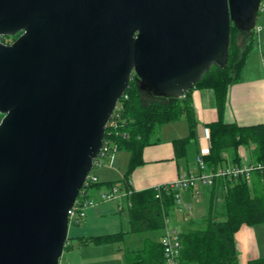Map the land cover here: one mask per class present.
I'll return each mask as SVG.
<instances>
[{"label":"water","instance_id":"95a60500","mask_svg":"<svg viewBox=\"0 0 264 264\" xmlns=\"http://www.w3.org/2000/svg\"><path fill=\"white\" fill-rule=\"evenodd\" d=\"M261 1L0 0V264H60L133 73L185 95L228 65L232 23L255 25Z\"/></svg>","mask_w":264,"mask_h":264},{"label":"trees","instance_id":"16d2710c","mask_svg":"<svg viewBox=\"0 0 264 264\" xmlns=\"http://www.w3.org/2000/svg\"><path fill=\"white\" fill-rule=\"evenodd\" d=\"M260 10L255 13V22ZM255 25L241 27L232 23L230 59L226 67L213 65L191 90L181 97L158 96L143 86L141 79L133 73L130 86L118 101L111 120L108 122L105 139L115 144L116 150L130 152L127 171L122 179L94 182L85 186L80 198L92 195L91 187L119 184L128 194V231L82 238V242H107L119 240L127 233L165 229L168 216L177 206V189L156 187L141 191L132 189L131 177L137 167L144 164V150L156 141V129L165 123L185 117L190 134L174 140L176 154L184 157L187 146L196 135L198 120L191 91L195 88H213L221 113L227 103L231 85L241 78L246 61L256 45ZM114 124L111 125V122ZM211 130V150L206 158L210 167L225 165L226 152L233 151V161L240 163L238 149H251L253 160H264V123L241 126L218 120L209 125ZM159 194V196H158ZM264 223V190L256 191L246 178L222 179L211 187V208L201 226L180 231L182 248L180 264H240L236 233L243 224L254 226ZM70 239V237H69ZM67 242H69L67 240ZM122 264H167L160 239L146 237L143 246L128 249ZM248 264H264V258L252 259Z\"/></svg>","mask_w":264,"mask_h":264},{"label":"crops","instance_id":"0c3cea01","mask_svg":"<svg viewBox=\"0 0 264 264\" xmlns=\"http://www.w3.org/2000/svg\"><path fill=\"white\" fill-rule=\"evenodd\" d=\"M262 12V15H258L255 23L256 26L254 31L259 28L255 35L257 38L256 45L246 61L241 78L235 81L229 89L227 103L224 110L221 113L219 112L216 91L213 88L193 89L191 94L198 120V126L195 137L191 139L187 146V154L184 157L177 156L174 146L175 139L187 137L190 134L187 119L183 117L178 121L160 125L155 132L154 140L156 142L147 146L144 150V164L136 168L130 179L133 190L141 191L157 187L158 185H164L174 181L184 171H195L197 156L203 151L208 150L210 152L211 150V130L209 127L211 123L220 119L226 123H237L241 126L264 123V10H262ZM121 156H123L122 162L128 165L130 160L129 153H125ZM121 156L119 157L117 154V156H114L112 161L105 164L110 167H106L103 169L104 171L96 174L98 176V181H115V179H121L124 177L125 169H119L116 171L118 174L116 175V178H111L109 175L112 174L113 171L107 169L114 167V161H118V158H121ZM224 156L227 159L226 164H236L232 159H230L228 152H226ZM238 157L240 159V163L243 162L244 159H247L248 161L253 160L251 158V149L246 146L239 147ZM105 175H108L109 178H104ZM249 184L254 186L256 191L264 190V176H254L250 180ZM126 197L128 199V195H126ZM183 197L184 199H189L194 197V195L192 192L186 190L183 191ZM117 200H120V198ZM119 206L122 209L121 211H123V205ZM115 207V203L105 202L104 204L92 208L89 210L87 217L84 219V229L82 230V233L78 234L77 237H71L68 235L69 242H67L66 245H68L69 249H72L73 252L74 250H78L75 254L72 252L66 254L68 263L110 264L111 255L104 253L93 255L84 253V247L80 246L79 249L78 247H74L72 238H78L79 245H88L90 242L83 243L82 238L120 232L121 230H108L111 229L109 228L110 222L108 225H102L101 227H98L97 230H93L96 223L108 215V212H111L112 214L115 213L113 211ZM121 226L123 230V220L121 221ZM236 239L240 254V264H248V262L252 259L264 257V250L260 246L255 226L252 227L248 224H243L236 233ZM104 248L107 249L109 247ZM113 252L114 251H112V253ZM119 256H122V261H125V253H120Z\"/></svg>","mask_w":264,"mask_h":264},{"label":"rangeland","instance_id":"374dc122","mask_svg":"<svg viewBox=\"0 0 264 264\" xmlns=\"http://www.w3.org/2000/svg\"><path fill=\"white\" fill-rule=\"evenodd\" d=\"M264 2V0H263ZM262 9H260V13L259 15H262ZM242 75V73H241ZM4 114L0 113V122L3 118ZM125 153H129L130 152L127 150H117L115 152V155L117 156V154L119 155V157L121 155H124ZM229 156L230 159L233 160V151L232 149L230 150ZM122 157L118 158V161H114V167L111 168H107L110 169V171H113L112 174H110L109 176L111 178H116L117 172L119 169L124 170V175L127 171L128 165L126 163L122 162ZM129 164V163H128ZM226 164V163H225ZM127 165V167H126ZM106 167H110L107 165H103V166H97L94 167L92 170V174H99L101 171H104L103 169H105ZM188 173V171H184L182 174H186ZM108 175H105L104 178H109ZM103 178V177H102ZM122 179V178H121ZM115 180H119V179H115ZM104 182V181H103ZM117 185L120 188V185ZM252 189L254 186H251ZM109 187L107 185H102V186H96V187H91L89 192L91 193L93 198H97L99 193L102 190H106ZM200 190H201V194L198 197H191L189 199H184L183 203H178L177 206L173 209V211H171L170 215L168 216V225L169 228H176L178 231H183L185 229L188 228H196L198 226H201L202 221L209 216L210 213V208H211V186L208 185H202L200 186ZM126 190H123L120 188V192H119V196L117 199L120 198V200H113L112 202H107V203H115L116 207L113 210L115 213L112 214L111 212H108L103 219H101L100 221H98L96 223V225L93 227V230L96 229L98 227H101L102 225H108V223L110 222V226L108 230H128L130 228L129 225V220H128V207H129V203H128V199L126 197ZM105 202H101L98 203L96 206L104 204ZM119 205H123L124 210L121 211L122 209L120 208ZM94 206V207H96ZM92 207V208H94ZM92 208H89L87 210V215L89 210H91ZM87 217V216H86ZM124 221V229L122 230V226H121V221ZM84 221L83 220L81 222V224H75V223H71L69 226V233L68 235H70L71 237H77L78 234L82 233L83 225H84ZM116 221V222H113ZM113 222V224L111 225V223ZM118 222V225H117ZM115 223H116V227H115ZM257 229V237L258 240L260 241V246L263 248L264 250V223L263 224H257L254 225ZM252 226V227H254ZM165 229H161V230H149L146 232H140V233H127L123 238L119 239V240H113V241H107V242H94L91 241L88 245H79L78 244V238H72V242L74 244V247H79L82 246L84 247V253H89V254H109L111 255V259H110V264H121L123 259H121L122 256H119V254H123L126 253V251L128 249H137V248H141L143 246L144 243V239L146 237H153L156 239H160L161 235L164 233ZM120 231V232H121ZM97 232V231H94ZM87 247H94V248H87ZM104 247H109L107 249H105ZM76 251L78 250H74V252L72 251V249H69V246L66 245L63 255L61 257V263L63 264H70L68 263L67 260V256L66 254H68L69 252H72L73 254L77 253ZM112 251H114L112 253ZM117 253V254H116ZM77 256V255H76ZM264 258V257H263Z\"/></svg>","mask_w":264,"mask_h":264},{"label":"built area","instance_id":"2783aa9c","mask_svg":"<svg viewBox=\"0 0 264 264\" xmlns=\"http://www.w3.org/2000/svg\"><path fill=\"white\" fill-rule=\"evenodd\" d=\"M260 9L264 10L263 0L261 1ZM258 29L256 31H258ZM113 124L114 121L111 122V125ZM116 151L115 144L105 139L99 155L93 160V168L97 166H103L107 162L112 161ZM209 154L210 152L207 150L203 151L197 156L195 171H190L186 174H180L174 181L164 185H158L156 189H177L178 192L176 194V199L178 203L182 204L184 201L183 191H190L193 193L194 197H198L201 194L200 186L202 185H208L212 187L222 179L232 180L236 178H246L248 182H250V180L256 175L264 176V160L248 161L247 159H244L241 163L225 164L213 168L209 166L206 160V157ZM94 182H98V176L96 174H92L91 171L88 174L82 189H84L85 186H90ZM119 192L120 188L117 185H113L106 190H102L96 199L92 196L88 199H83L80 198L79 194L78 198L74 202L73 207L69 210V224H81V222L86 218L87 210L89 208H92L101 202H110L116 200L119 196ZM131 192L132 190L126 192V195L130 194ZM160 242L164 249L166 263L180 264L179 258L182 248L180 231H178L176 228H169V225L167 224L164 233L160 238ZM60 264L63 263L60 262Z\"/></svg>","mask_w":264,"mask_h":264},{"label":"flooded vegetation","instance_id":"af4514ba","mask_svg":"<svg viewBox=\"0 0 264 264\" xmlns=\"http://www.w3.org/2000/svg\"><path fill=\"white\" fill-rule=\"evenodd\" d=\"M24 31H18L16 34H3L1 35V41L2 43L6 45L13 44L23 33Z\"/></svg>","mask_w":264,"mask_h":264}]
</instances>
